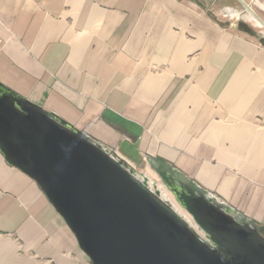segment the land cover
Returning a JSON list of instances; mask_svg holds the SVG:
<instances>
[{
	"label": "crops",
	"instance_id": "obj_1",
	"mask_svg": "<svg viewBox=\"0 0 264 264\" xmlns=\"http://www.w3.org/2000/svg\"><path fill=\"white\" fill-rule=\"evenodd\" d=\"M0 83L264 235V0H0ZM0 264H91L1 153Z\"/></svg>",
	"mask_w": 264,
	"mask_h": 264
},
{
	"label": "water",
	"instance_id": "obj_2",
	"mask_svg": "<svg viewBox=\"0 0 264 264\" xmlns=\"http://www.w3.org/2000/svg\"><path fill=\"white\" fill-rule=\"evenodd\" d=\"M0 153L31 178L91 264H264L256 224L159 158L198 232L110 148L0 83Z\"/></svg>",
	"mask_w": 264,
	"mask_h": 264
},
{
	"label": "bare ground",
	"instance_id": "obj_3",
	"mask_svg": "<svg viewBox=\"0 0 264 264\" xmlns=\"http://www.w3.org/2000/svg\"><path fill=\"white\" fill-rule=\"evenodd\" d=\"M136 177L139 178L140 180L144 181L145 184L154 192H156L158 194V196L160 198H162L164 201L168 202L172 208H174V210H176V212L182 216L185 220H187V222L194 228L196 229L198 232H200V230L197 228V226L195 225L194 221L192 220V218L188 215L185 214L183 211L179 210V208L174 205L172 203L171 198L167 195V193L165 192V190L163 189L164 185L161 182H157L155 180H152L151 177L144 175V174H136ZM163 186V187H162ZM201 233V232H200Z\"/></svg>",
	"mask_w": 264,
	"mask_h": 264
},
{
	"label": "rangeland",
	"instance_id": "obj_4",
	"mask_svg": "<svg viewBox=\"0 0 264 264\" xmlns=\"http://www.w3.org/2000/svg\"><path fill=\"white\" fill-rule=\"evenodd\" d=\"M112 151H114L113 149H111ZM145 164V163H144ZM145 169L142 171V170H137L138 172H143V174L144 175H147V176H149V177H151L152 178V180H155V181H157V182H160V179L158 178V176L155 174V172L153 171V170H151L149 167H148V165L147 164H145ZM139 175H141V174H139ZM163 187V186H162ZM163 189L165 190V192L167 193V195L171 198V200H172V203L174 204V205H176L178 208H179V210H181V211H183L185 214H188V213H186L183 209H181L178 205H177V203L174 201V199H173V197H172V195L170 194V192L165 188V186L163 187ZM189 215V214H188ZM190 216V215H189ZM191 217V216H190Z\"/></svg>",
	"mask_w": 264,
	"mask_h": 264
},
{
	"label": "trees",
	"instance_id": "obj_5",
	"mask_svg": "<svg viewBox=\"0 0 264 264\" xmlns=\"http://www.w3.org/2000/svg\"><path fill=\"white\" fill-rule=\"evenodd\" d=\"M260 231V230H259Z\"/></svg>",
	"mask_w": 264,
	"mask_h": 264
}]
</instances>
